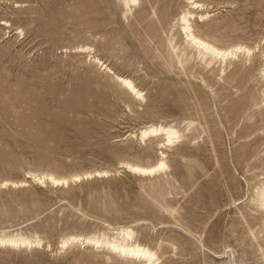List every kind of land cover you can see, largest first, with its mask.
I'll return each instance as SVG.
<instances>
[{
	"label": "rangeland",
	"instance_id": "1",
	"mask_svg": "<svg viewBox=\"0 0 264 264\" xmlns=\"http://www.w3.org/2000/svg\"><path fill=\"white\" fill-rule=\"evenodd\" d=\"M198 1L210 14L191 17L197 34L259 51L220 74L186 48L180 66L170 41L183 49L176 18L186 0H140L125 15L121 0H0V181L27 170L113 173L67 187H1L0 233L38 235L43 245L0 246V264H131L90 245L58 250L62 236L106 223L130 225L153 247L174 241L176 251L158 250L167 252L161 264H264V209L251 201L264 177V0ZM106 64L133 79L145 101ZM167 122L185 136L162 148L165 174L120 167L155 162L156 140L127 132Z\"/></svg>",
	"mask_w": 264,
	"mask_h": 264
},
{
	"label": "bare ground",
	"instance_id": "2",
	"mask_svg": "<svg viewBox=\"0 0 264 264\" xmlns=\"http://www.w3.org/2000/svg\"><path fill=\"white\" fill-rule=\"evenodd\" d=\"M121 1L125 7L124 15L130 12L132 8H134L135 6H139L140 4V0H121ZM186 3L187 5H189V7H187L186 10H183V12L180 13L178 17L176 18V23L180 27V33L182 34V40L184 43L183 49L179 48V46H176L175 44L176 41L174 43L175 45L172 44L170 41L171 51L175 55L177 62L180 66H182L183 61H185L182 57L186 53L185 52L186 48L191 49L190 52H192L193 58H195V60L199 59L201 62V65L205 66V68L206 66L217 65V72H220V74L225 72L227 66H229L232 63V60L234 58H237L240 55H242L244 59L249 60L251 57H253L255 51L257 52L259 51L258 44L254 46H250L251 44L247 45V44H243L242 42L241 43L236 42V44L226 46V47H221L209 41L207 38L200 36L199 34L196 33L194 26L192 22L190 21L191 17L195 16L196 14L195 17L198 16L199 19H205L209 16L210 13L208 11H201L205 3L199 2L198 0H186ZM193 9L195 10L199 9V10H197L196 12ZM4 25L7 26V24H4ZM173 34L174 33H172V35ZM81 47L89 48L90 46L85 45ZM259 54L262 57L261 75L264 76V51H260ZM187 55H188V51L186 53V56ZM93 58L97 60V62H101V59H99L98 57H93ZM103 64L104 63L102 62L101 65ZM191 64L193 65V62ZM194 65L196 67V64ZM104 68L107 69L108 72H111L114 75V77L119 82V84L129 94H131L134 99H137L138 101H145L144 92L136 86L133 79H131L128 76H124L122 74L121 75L116 74L115 72L111 70L110 67H108L107 64L104 66ZM262 84L264 85V83ZM192 124L193 122L189 121L188 127ZM194 127H196V125ZM127 134H128L127 137L131 136L135 138L137 141L143 142V143H146V142L151 143L153 140H156L160 148L161 149L163 148L165 150L175 145L176 143H178L181 140V138L185 136L183 129H180L175 124L168 123V122L167 123L144 124L137 130L127 132ZM163 149L159 154L160 156L153 163L147 162L145 164H140V163H136L132 161L131 162L130 161H120L119 162L120 167L123 168L125 171L132 173L134 175H138L140 177L149 178L150 176H155V175L159 176V174L161 173L165 174L169 167H168L167 161L165 160L166 152ZM110 174H113V173L108 170H94V171L76 173L70 176L69 175L63 176V175H57V174L50 173V172H36V171L27 170L24 173L23 179H20V180L6 179V180L0 181V188L4 186H11V187L21 186L22 187L28 184L30 180L41 186L51 185L54 187H62V186L67 187L69 186L70 182H77L82 179L89 178V177H95V176L96 177H106V176H109ZM251 201L255 203L256 208H259L260 210L264 209V177H261V180L255 186L254 196L251 198ZM263 227H264V223H263ZM14 231L7 230V231H2L0 233V246L11 247V248H19L20 246H22L25 248L26 247L32 248V247L43 245V242H42L43 239L41 238V236L40 237L38 235L28 236L21 232H14ZM72 244L73 245L78 244L80 246L90 245L93 248L101 249L108 253L116 254L117 256H120V258L123 257L127 259L128 261H130L131 264H161L162 263L161 257L162 255H164V252H166V250H161L159 253L158 250L162 248L161 247L162 245H167L169 249L171 250V252L176 251L178 249L177 244L174 241H169V240H164V239H161L159 242H157L154 247L150 246L148 243H145V242L143 243L136 238V231L130 225H115V224H110V223H106V225H104L102 230L100 231H94V232H88V233H68L62 236V238L60 239V245L58 247V250L67 248L68 246Z\"/></svg>",
	"mask_w": 264,
	"mask_h": 264
}]
</instances>
